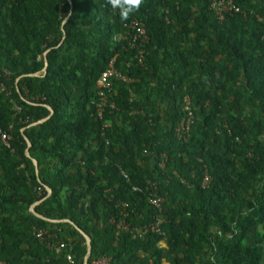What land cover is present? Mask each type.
I'll return each instance as SVG.
<instances>
[{
    "label": "trees",
    "instance_id": "16d2710c",
    "mask_svg": "<svg viewBox=\"0 0 264 264\" xmlns=\"http://www.w3.org/2000/svg\"><path fill=\"white\" fill-rule=\"evenodd\" d=\"M231 1L240 12L222 21L208 0H144L121 21L107 0H0V264H65L67 252L84 264V235L87 264H264V0ZM133 19L148 54L128 67L114 36ZM113 58L134 81H113L117 110L99 119ZM185 95L194 123L179 141ZM148 181L162 235L136 236L154 210L132 187ZM118 202L129 229L116 235ZM58 241L61 253L46 246Z\"/></svg>",
    "mask_w": 264,
    "mask_h": 264
},
{
    "label": "built area",
    "instance_id": "2783aa9c",
    "mask_svg": "<svg viewBox=\"0 0 264 264\" xmlns=\"http://www.w3.org/2000/svg\"><path fill=\"white\" fill-rule=\"evenodd\" d=\"M209 10L212 12L214 17L218 21H222L226 13L232 15L233 13H239L240 10L234 6L231 0H208ZM115 42H126V49L133 51L131 60L127 63V66L136 65L143 66L144 60L147 56L146 45L149 41L147 35L145 24L138 20L133 19L128 23L123 25V29L120 34L114 36ZM116 58H113L106 70L100 75L97 81V94L96 98L92 101V106L97 118L101 119L107 111L117 110L115 103L113 102V97L116 96V92L113 89V81L120 80L124 83L130 84L134 80L123 76L119 70L116 68ZM181 110L183 116L178 124L174 128V135L179 141H186L190 137L191 128L194 123V109L193 103L189 96L185 95L181 102ZM0 139L4 144H7L8 136L4 132H0ZM161 163L160 168L165 167V155L160 157ZM124 178L128 180V176L123 174ZM210 176L205 173L202 180V187H207L210 183ZM143 190L148 192V204L154 210V216L152 222L135 228L134 232L136 236H141L147 233H155L162 235L161 226L164 223L163 218V205L164 198L158 192V186L156 182L148 181L145 187L133 186L132 191L141 193ZM39 193L41 189H38ZM49 194V193H48ZM117 206L121 208L120 215L121 218L116 223V235L122 231L129 229L127 223L128 212L126 211V205L118 202ZM35 237L41 241L46 242L47 239H56V233H51L46 229L36 230ZM49 248H55L57 253H61L66 250L67 245L64 242L58 241L54 244V247L50 243L46 245ZM163 246V244H161ZM65 264H74L72 255L67 252L65 255ZM92 264H111L109 258H100L92 262Z\"/></svg>",
    "mask_w": 264,
    "mask_h": 264
},
{
    "label": "clouds",
    "instance_id": "9594fccd",
    "mask_svg": "<svg viewBox=\"0 0 264 264\" xmlns=\"http://www.w3.org/2000/svg\"><path fill=\"white\" fill-rule=\"evenodd\" d=\"M143 2L144 0H107L108 5L118 12L121 21H127L137 13L143 5ZM65 23H67L66 18Z\"/></svg>",
    "mask_w": 264,
    "mask_h": 264
},
{
    "label": "water",
    "instance_id": "95a60500",
    "mask_svg": "<svg viewBox=\"0 0 264 264\" xmlns=\"http://www.w3.org/2000/svg\"><path fill=\"white\" fill-rule=\"evenodd\" d=\"M71 8H72V7H71ZM70 14H71V12H69V15H70ZM68 18H69V16H68L66 19L68 20ZM64 22H65V20H64ZM43 59H44L43 73H45L46 68H47V65H48V63H47V58H46V53L44 54ZM51 114H52V111L50 112V115H51ZM42 121H43V120H42ZM42 121H41V122H42ZM41 122L34 123L33 126H36V125H38V124L41 123ZM27 145H28V147H27L26 153L28 154L29 142H28ZM34 165H35V167H36L37 164L34 162ZM36 173H37V170H36ZM46 191H47L48 193H50V190H49L48 188H46ZM34 206H35V205H34ZM34 206H32V209H33ZM36 216L39 217V218H42V217H40V216H38V215H36ZM84 237H85V241H86V245H87V252H86L85 259H84V264H87L88 258H89L90 254H91V245H90V240H89V238L86 237L85 235H84Z\"/></svg>",
    "mask_w": 264,
    "mask_h": 264
}]
</instances>
